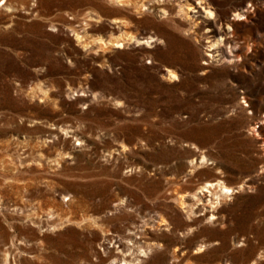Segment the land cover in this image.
Returning a JSON list of instances; mask_svg holds the SVG:
<instances>
[{
  "label": "rangeland",
  "instance_id": "rangeland-1",
  "mask_svg": "<svg viewBox=\"0 0 264 264\" xmlns=\"http://www.w3.org/2000/svg\"><path fill=\"white\" fill-rule=\"evenodd\" d=\"M142 1L0 0V264H264V0Z\"/></svg>",
  "mask_w": 264,
  "mask_h": 264
},
{
  "label": "bare ground",
  "instance_id": "bare-ground-1",
  "mask_svg": "<svg viewBox=\"0 0 264 264\" xmlns=\"http://www.w3.org/2000/svg\"><path fill=\"white\" fill-rule=\"evenodd\" d=\"M115 2H122V3H128V5L130 4L133 8L135 7H137V5L142 1V0H114ZM146 1H148V0H146ZM149 1H151V2H154V3H157V0H149ZM143 2V1H142ZM150 2V3H151ZM203 3V2H202ZM129 5V6H130ZM141 5V4H140ZM145 5V4H144ZM130 6V7H131ZM131 7V8H132ZM141 7V6H140ZM187 8H188V10H190L191 12H198L197 11V8H199L201 11H203L204 12V14H206V16H208V17H211V15H212V11L210 10V9H208V7L207 8H205V7H203L202 5H201V1H195V6H192V5H188L187 6ZM243 10H245V9H243ZM160 11H163L162 9H160ZM214 16V15H213ZM233 16L236 18H239V17H243V14L242 13H240V12H238V11H236V12H234V14H233ZM232 16V17H233ZM195 17V16H194ZM216 17V16H215ZM209 19H211V18H209ZM214 19V18H213ZM115 20V19H114ZM195 23V22H194ZM213 23V25H214V23L215 22H212ZM227 28L229 29L230 28V25L229 24H227ZM221 38H223V37H219V40L220 41H222V39ZM158 40V39H157ZM148 41V40H147ZM143 42V41H142ZM217 42V41H216ZM144 43V42H143ZM221 44V43H220ZM226 44H227V47H229L230 46V43L228 42V41H226ZM225 44V45H226ZM211 45H214V44H209L208 45V51H210L211 49H212V46ZM229 52H231L230 50H228ZM207 56L208 57H210V56H213V53L211 54L210 52L209 53H207L206 54V58L204 59L205 61H204V63L203 64H207L206 63V60H208V58H207ZM213 60V59H212ZM167 68V67H166ZM169 73H170V75L171 76H173V73L171 72V71H169ZM174 75H175V73H174ZM175 77V76H174ZM173 78V77H172ZM175 79V78H174ZM78 144V143H77ZM216 184V182H214V181H212V182H206L205 184H203V185H201V186H199V188H198V190H197V192H199L200 193V195L202 194V192L203 191H205V192H210V188H212L214 185ZM220 188L221 189H223V191H225V192H232L233 190H231L229 187H227V186H225V185H221L220 186ZM222 191V192H223ZM217 193V192H216ZM207 194V193H206ZM203 195V194H202ZM193 197V196H192ZM196 199H197V201H199L197 204H202V201H201V198H197L196 197ZM207 200V199H206ZM208 201V204L209 203H211V201H210V199H208L207 200ZM194 208V207H193ZM195 210V209H194ZM191 211V210H190ZM213 218V217H212ZM202 249L203 248H199V251H202ZM137 261V260H136ZM135 262V261H134ZM136 263V262H135ZM120 264H125V262H124V260L122 261L121 260V262H120Z\"/></svg>",
  "mask_w": 264,
  "mask_h": 264
}]
</instances>
